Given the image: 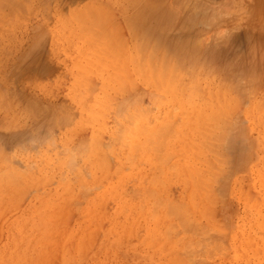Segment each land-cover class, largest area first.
<instances>
[{"label": "rangeland", "instance_id": "1", "mask_svg": "<svg viewBox=\"0 0 264 264\" xmlns=\"http://www.w3.org/2000/svg\"><path fill=\"white\" fill-rule=\"evenodd\" d=\"M148 1L0 0V264H264V0ZM151 7L162 11L157 26ZM94 21L115 36L106 49L89 38ZM135 51L150 52V66L138 58L149 69L165 62L163 84ZM188 64L207 69L205 109L158 87L170 65V84L182 73L176 87L190 84ZM160 92L170 97L163 107ZM138 108L147 121L165 117L181 142L147 154L123 146Z\"/></svg>", "mask_w": 264, "mask_h": 264}, {"label": "bare ground", "instance_id": "2", "mask_svg": "<svg viewBox=\"0 0 264 264\" xmlns=\"http://www.w3.org/2000/svg\"><path fill=\"white\" fill-rule=\"evenodd\" d=\"M130 1H132V2H130V4L131 3H133V1L134 0H130ZM148 1V0H147ZM152 1V0H151ZM162 1V0H161ZM126 2V1H125ZM129 2V1H128ZM218 2V1H217ZM143 3V2H142ZM148 3H149V1H148ZM211 3V2H210ZM139 4V3H138ZM170 4V3H169ZM172 4V3H171ZM121 5H122V3H121ZM153 5V4H152ZM158 5V4H157ZM174 6V5H173ZM110 7V6H109ZM129 7V6H128ZM170 7H171V5H170ZM175 8V7H174ZM210 8V7H209ZM225 8V7H224ZM148 9V8H147ZM146 9V10H147ZM112 10V12H113V8L111 9ZM111 10H109V11H111ZM141 11H143V9L141 10ZM173 11H174V9H173ZM162 11L161 10H155V9H153V7H151L150 9H149V14L148 15H150V18H152V21H154L153 23H155L154 25H158L159 23H160V20H161V13ZM139 13H140V11H139ZM145 14H146V12H144ZM204 13V12H203ZM112 14V13H111ZM111 14H110V16H111ZM114 14V13H113ZM205 15V14H204ZM209 15V14H208ZM89 16H91V15H89ZM97 16V15H96ZM106 16V15H105ZM110 16H108L109 18H110ZM212 16V15H211ZM83 17H84V15H83ZM83 17H82V19H83ZM93 17H95L94 15H92V18ZM104 17V16H103ZM102 17V18H103ZM113 17V16H112ZM126 17V16H125ZM137 17H138V15H137ZM202 17V16H201ZM86 18V17H85ZM84 18V19H85ZM88 18H90V17H88ZM142 18V17H141ZM147 18V17H146ZM209 18V17H208ZM84 19H83V21H84ZM87 19V18H86ZM91 19V18H90ZM96 19V18H95ZM107 19V18H106ZM212 19H213V17H212ZM101 20V19H100ZM104 20H105V18H104ZM131 20V19H130ZM134 20V19H133ZM86 21V20H85ZM84 21V23H86ZM96 21H98L99 22V20H96ZM103 21V20H102ZM110 21V20H109ZM87 22H89V21H87ZM91 22V21H90ZM97 22V23H98ZM105 22V21H104ZM132 22V21H131ZM130 22V23H131ZM135 22H136V20H135ZM6 23V22H5ZM110 23V22H109ZM108 23V24H109ZM134 23V22H133ZM99 24V23H98ZM96 25V22L94 21V27H96V26H99V25ZM113 24V23H112ZM111 24V25H112ZM114 24H116V23H114ZM126 24V23H125ZM83 25V26H82ZM80 24V28L79 29H81L82 27H83V29H81L80 31H82L83 32V35H84V33H87V31L89 30V28L91 27V31H90V34H91V32H92V34H91V36L94 34V32H96V30H98L97 32H96V35H93L92 37H89L90 36V34H89V32L87 33V35L89 34V38H94L95 36H98V35H100L99 37L100 38H98V40H97V42L99 41L100 42V46H104L108 41L106 40L105 41V38L104 37H107L108 39L109 38H111V36L113 37V35H110V37H108V35H109V31L107 32L108 34H106V36H104L103 34H105V33H101V29L104 27V25H103V23H102V25H103V27L101 26V24H100V27H101V29H99L100 27H98V29H97V27H96V30H94L95 28L93 27V29H92V26H90L88 29H87V27L88 26H84V24ZM96 25V26H95ZM131 25V24H130ZM134 25V24H133ZM143 25V24H142ZM79 26V25H78ZM82 26V27H81ZM156 26H152V28H155ZM84 27H85V29L87 30H84ZM106 27V26H105ZM127 27V26H126ZM150 27V26H149ZM162 27V26H161ZM116 28H117V26H116ZM128 28V27H127ZM130 28V27H129ZM144 28H146V27H144ZM79 29H77L78 31H79ZM109 28H107L106 30H108ZM111 29V28H110ZM113 29H114V25H113ZM84 30V31H83ZM103 30V29H102ZM105 29L103 30V31H106ZM112 30V29H111ZM110 30V31H111ZM117 30V29H116ZM139 30H141V29H139ZM139 30H137V31H139ZM144 30V29H143ZM100 31V32H99ZM130 31H131V29H130ZM133 31V30H132ZM82 32H81V35H82ZM112 32V31H111ZM113 32H115L114 30H113ZM134 32V31H133ZM136 32V31H135ZM102 35H101V34ZM131 33V32H130ZM139 33V32H138ZM137 33V34H138ZM163 33V32H162ZM79 34V33H78ZM112 34H114V33H112ZM135 34V33H134ZM80 35V36H81ZM82 35V36H83ZM86 35V34H85ZM116 35V34H115ZM103 36V37H102ZM136 36V35H135ZM140 36V35H139ZM85 38H87L88 39V37L87 36H84ZM115 37V36H114ZM113 37V38H114ZM96 38V37H95ZM103 38V39H102ZM113 38H111V39H113ZM221 38V37H220ZM87 39H85V41L87 40ZM99 39H101V40H99ZM116 39V38H115ZM136 39V38H135ZM198 38H196V40H197ZM92 40V39H91ZM91 40H90V42L88 41V43H87V41H86V44H88V47L89 48H91L92 47V44L94 45V46H96V45H98V43H96V41H95V39H93L92 40V42L93 41H95L94 43H92L91 44ZM140 40H141V38H140ZM194 40V39H193ZM110 41V40H109ZM119 41V40H118ZM132 41V40H131ZM136 42L138 41V38L135 40ZM146 41V40H145ZM113 42V41H112ZM111 42V43H112ZM122 42V41H121ZM139 42V41H138ZM198 41H196L195 43L198 45L199 44V47H200V43L198 42ZM101 43H103V45H101ZM105 43V44H104ZM132 42H130V44H131ZM140 43V42H139ZM142 43V42H141ZM144 43V42H143ZM151 43H152V41H151ZM194 43V42H193ZM91 44V45H90ZM110 43L108 42V44H106L107 46L109 45ZM132 44H135V42H133ZM82 45V44H81ZM104 46L103 48L104 49H106L105 47H107V46ZM138 45V44H137ZM87 46V45H86ZM112 46V45H111ZM111 46H109V47H111ZM131 46V45H130ZM143 46L144 45H141V47H142V49H140L139 48V51H143ZM156 46V45H155ZM158 46V45H157ZM196 46V45H195ZM87 47V48H88ZM127 47V46H126ZM135 47V46H134ZM136 47H138V46H136ZM139 47H140V45H139ZM145 47V46H144ZM150 47V46H149ZM173 47V46H172ZM108 48V47H107ZM124 48V47H123ZM148 48V47H147ZM144 49V51L145 50H148V49ZM151 48V47H150ZM176 48V47H175ZM110 49H112V48H110ZM117 49V48H116ZM137 49V48H136ZM135 49V50H136ZM153 49V48H152ZM157 49V48H156ZM161 49H163V48H161ZM161 49H160V51H161ZM108 50V49H107ZM151 50V49H150ZM149 50V51H150ZM154 50V49H153ZM194 50H199V49H194ZM110 51H113L114 53H115V51H114V48H113V50H110ZM137 51V50H136ZM135 51V52H136ZM149 51H146V56H145V53L144 52H142V53H144L143 55H144V57L146 58L145 60H144V58H143V61L144 62H147L146 60H148L147 58L148 57H151L150 56V54H148V53H150ZM157 51H159L158 49H157ZM108 52V51H107ZM117 52V51H116ZM154 52V51H153ZM73 53V52H72ZM108 53H110V52H108ZM107 53V54H108ZM112 53V52H111ZM151 53H152V51H151ZM155 53H156V51L153 53L154 55H155ZM162 53V52H161ZM161 53L159 54V55H157L158 57L161 55ZM165 53V52H164ZM201 53V52H200ZM123 54V53H122ZM137 54V55H136ZM140 54H141V52H139V56H140ZM178 54V53H177ZM186 54V53H185ZM193 54H195V52L193 53ZM197 54V53H196ZM212 54V53H211ZM116 55H118V54H116ZM135 55H136V58H137V60H138V58H141V56H143V55H141L140 57L138 56V53L136 52L135 53ZM149 55V56H148ZM191 55V54H190ZM210 55V54H209ZM109 56H110V54H109ZM119 56V55H118ZM121 56V55H120ZM119 56V57H120ZM138 56V57H137ZM165 56L166 55H164V58H165ZM99 57V56H98ZM111 57L113 58V56L111 55ZM117 57V56H116ZM124 57V56H123ZM122 57V58H123ZM126 57V56H125ZM180 57V56H179ZM192 57H194V58H192V62H193V59H195V56L194 55H192ZM101 58V57H100ZM103 58V57H102ZM155 58V57H154ZM169 58V57H168ZM191 57L189 56V59H190ZM197 58V57H196ZM80 59V58H79ZM105 58H103L102 60H104ZM118 59V58H117ZM120 59H121V57H120ZM101 60V59H100ZM119 60V59H118ZM123 60V59H122ZM122 60H121V63H122ZM153 60V59H152ZM157 60H159V59H157ZM160 60H161V58H160ZM176 60V59H175ZM175 60H171L170 62H174ZM191 60V59H190ZM190 60H188V61H190ZM200 60V59H199ZM208 60V59H207ZM78 61V60H77ZM120 61V60H119ZM138 61H140L141 62V59L140 60H138ZM169 61V60H168ZM205 61V60H204ZM117 61H115V63H116ZM144 62H141V64L142 63H144ZM155 63V61H152V64L154 65V63ZM169 62V63H170ZM177 62V61H176ZM183 62V60L181 61V63ZM186 62H187V59H186ZM186 62L184 63V64H186ZM191 62V61H190ZM107 63H109V62H107ZM148 63V62H147ZM158 63V62H157ZM156 63V64H157ZM165 64V62L164 61H162V63H160V65L161 64ZM166 63H168L167 61H166ZM194 63V62H193ZM191 64V65H194V64ZM198 63V62H197ZM163 64V65H164ZM183 64V65H184ZM202 64V63H201ZM201 64L197 67V65L195 66V68L197 67L198 68V70L200 69H203L202 68V66H201ZM204 64V63H203ZM206 64V63H205ZM108 65V64H107ZM115 65V64H114ZM148 65H149V63H148ZM153 65L151 66L152 67V71L150 72V70H151V67H150V69H149V67L147 66V64L146 63H144L143 64V66L144 67H142V69L144 68V70H145V68H147L146 70L149 72V73H151V75L153 76V78L155 79V81L156 82H158V81H160L161 82V84H163L162 82H163V76H162V78L160 79V77H161V75H162V73H164L163 72V68L161 69L160 67V65H156L155 67H156V69H154L153 68ZM167 65V64H166ZM176 65V64H175ZM178 65V64H177ZM191 65L190 64H188V65H186V68H188V66H189V73H190V70H191V68H193V66L191 67ZM84 66V65H83ZM118 66V65H117ZM128 66V65H127ZM142 66V65H141ZM147 66V67H146ZM150 66V65H149ZM172 66H173V64H172ZM206 66V65H205ZM209 66V65H208ZM173 67H175V66H173ZM191 67V68H190ZM201 67V68H200ZM212 67V66H211ZM211 67H209V68H211ZM214 67V66H213ZM165 68H166V66H165ZM168 69V71L165 73L166 75V77L165 78H167L166 80H164V84L166 85L165 86V88H163L162 89V87L164 86H162V85H159L158 87H160L161 88V91H164V93H167L170 97L172 96V99L174 98V97H177V98H180L179 96H180V93L181 94H183V95H181V96H183L184 98H187L186 96H191V98H193V97H195V98H193L192 100L193 101H191L190 100V98H188V99H184V98H182L181 100L182 101H185L184 103H185V105L183 104V108H186L187 106V104H188V106H192L193 107V105L194 106H197V102H194V99H197L198 97H199V101L201 102L202 100L204 101L202 104L201 103H198V105L199 104H201L202 106H203V104H204V106H203V108L205 107V105L207 106V104H206V101L204 100V95H206L205 93H207L208 92V94L210 93H212L213 92V86H211V82H209L208 80V84H206L205 83V75H207L206 73H204L205 71H207V69H205V71L203 72L202 70L199 72L198 70H197V68L194 70V72L196 71H198L200 74H201V72L203 73V75L201 74V76L203 77V79L202 80H204L203 82V84H201V76H200V78L198 77L199 75L197 74L196 76H194L195 75V73L194 72H191L190 73V76H191V74H193V76L196 78V79H199L198 80V82L197 83H191V80L193 79H191V78H188V77H190V76H188V77H186V75H187V73H184L185 74V77L189 80V82H190V84H185V85H181L180 87H179V85H178V87L179 88H177L176 86H177V82H179V81H177L176 82V80H178V79H180V78H178V76L180 77V75L181 74H179V73H177V71L175 72V74L177 75V74H179L178 76H176L175 77V81H173V83L174 84H176V85H174V84H170L171 82H170V78H172V77H170V76H172V72H173V70L174 69H176V68H174V69H171V65L169 66V67H167ZM186 68H185V70H184V72L186 71ZM208 68V67H207ZM125 69V68H124ZM183 69V68H182ZM181 69V70H182ZM145 70V71H146ZM164 70H166V69H164ZM210 70V69H209ZM214 70V69H213ZM243 70V69H242ZM80 72V71H79ZM139 73H141L140 72V69H139V71H138ZM148 72H147V75H148V77L150 76V74H148ZM162 72V73H161ZM103 73V72H102ZM145 73V72H144ZM181 73H182V71H181ZM175 74H173V76L175 75ZM130 75V74H129ZM143 75H145V74H143ZM143 75H141V76H143ZM234 75V74H233ZM121 76V75H120ZM131 76V75H130ZM139 77H140V75H138ZM182 77H183V73H182V75H181ZM192 76V77H193ZM259 76V75H258ZM118 77V76H117ZM128 77V76H127ZM144 77V79H145V81H146V79L148 80V79H150V78H152L151 76H150V78H148V77H146V75L145 76H143ZM146 77V78H145ZM182 77H181V79H182ZM95 78V77H94ZM164 78V79H165ZM186 78H184L183 80H181L182 81V83L183 82H185L184 80H187ZM195 78H194V81L196 82L197 80H195ZM87 79H89V78H87ZM98 79V78H97ZM112 80L111 82H112V84H113V82L115 83L116 81V79H113V78H109L108 80ZM142 80H143V78H141ZM154 79H150V80H148L149 81V83H150V81L152 80L153 82H155L154 81ZM174 79V78H173ZM207 79H210V78H207ZM249 79V78H248ZM114 80V81H113ZM140 80V79H139ZM221 80V79H220ZM105 81V80H104ZM103 81V82H104ZM141 81V80H140ZM144 80L143 81H141V82H145ZM148 81H146L147 83H148ZM151 81V82H152ZM172 81V80H171ZM181 81H180V83H181ZM193 81V82H194ZM106 82V81H105ZM111 82H110V84H111ZM135 82V81H134ZM145 82V83H146ZM159 82V83H160ZM176 82V83H175ZM188 82V81H187ZM188 82V83H189ZM222 83H223V80L221 81ZM220 82V83H221ZM40 83V82H39ZM122 83V82H121ZM125 83V82H124ZM131 83V82H130ZM133 83V82H132ZM148 83V85H149V87H150V84ZM181 83V84H182ZM233 83V82H232ZM231 83V86L233 85ZM91 83L89 82V85H90ZM107 84H109L108 82H106V85ZM109 84V85H110ZM123 84V83H122ZM128 84V83H127ZM152 84V83H151ZM157 84V83H156ZM156 84H153V87L155 86L156 88H155V91H156V89H157V86H156ZM179 84V83H178ZM213 84V83H212ZM217 84V83H216ZM226 84H228V83H226ZM225 84V85H226ZM106 85H104V86H106ZM124 85H126V84H124ZM123 85V86H124ZM148 85H145V88H146V86H148ZM158 85V84H157ZM170 85H172V86H170ZM108 86V85H107ZM129 86V85H128ZM132 86V85H131ZM222 86V84H220V86H218V88L219 87H221ZM230 86V87H231ZM239 86V85H238ZM113 87H114V84H113ZM125 87H127V86H125ZM151 87H152V85H151ZM152 87V88H153ZM236 87V86H235ZM44 88V87H43ZM46 88V87H45ZM92 88V87H91ZM99 88V87H98ZM97 88V89H98ZM110 88H111V90H114V89H112V87H111V85H110ZM129 88V87H128ZM160 88H158V89H160ZM218 88H216L215 89V92H217V90H218ZM224 88V87H223ZM125 89V88H124ZM147 89H148V87H147ZM157 89V90H158ZM232 89V88H231ZM234 89V88H233ZM93 90V89H92ZM138 90H140V88L138 89ZM148 90H151V88L150 89H148ZM179 90L181 91V92H179ZM94 91V90H93ZM107 91H109V90H107ZM115 91V90H114ZM141 91H142V88H141ZM152 91V90H151ZM151 91H149L150 93H151ZM185 91V93H183ZM207 91V92H206ZM220 91V90H219ZM104 93H105V91H103ZM110 92V91H109ZM124 92H125V90H124ZM144 92H145V90H144ZM153 92H154V88H153ZM152 92V93H153ZM187 92V93H186ZM205 92V93H204ZM252 92V91H251ZM115 93V92H114ZM150 93H148L147 92V94H150ZM162 92H160L159 94H161ZM220 93V92H219ZM106 94V93H105ZM127 94V93H126ZM139 94V93H138ZM146 94V93H145ZM155 94H157V93H155ZM167 94H161L158 98H156L155 99V97H154V95H152L151 96V99H153V97H154V103H156V106H159V105H161L162 107H163V105H165L166 104V102L165 101H168L169 99H170V97L169 96H167ZM226 94V93H225ZM238 94V93H237ZM112 95V94H111ZM135 95H137V93L135 94ZM177 95V96H176ZM179 95V96H178ZM186 95V96H185ZM230 95V94H229ZM165 96H167V97H169V98H166ZM226 96V95H225ZM228 96V95H227ZM137 97V96H136ZM150 97V96H149ZM165 97V98H164ZM201 97H202V99H201ZM134 98V97H133ZM240 98V97H239ZM85 99V98H84ZM164 99H166L165 101H163ZM168 99V100H167ZM88 100V99H87ZM150 100V99H149ZM179 101L178 103L179 104H177V106H179V107H181V105L180 104H182L183 102L182 101ZM197 100V101H198ZM223 99H221V101H222ZM134 101H135V99H134ZM174 101V100H173ZM177 101V100H176ZM176 101H174V102H176ZM196 101V100H195ZM198 101V102H199ZM220 101V102H221ZM238 101V100H237ZM129 102V101H128ZM127 102V103H128ZM152 102H153V100H152ZM172 102V101H171ZM181 102V103H180ZM258 102V101H257ZM264 102V101H263ZM191 103V104H190ZM196 105H195V104ZM230 103V102H229ZM67 104V103H66ZM110 104V103H109ZM122 104H125V101H124V103H122ZM131 104H132V102H131ZM142 104H143V102H142ZM147 104V103H146ZM168 104V103H167ZM174 104V103H173ZM176 104V103H175ZM174 104V105H175ZM221 104H223V103H221ZM115 105V104H114ZM154 105V104H153ZM226 105V104H225ZM233 104H231V106H232ZM57 106V105H56ZM127 106V105H126ZM130 106V105H129ZM132 106V105H131ZM146 106V105H145ZM147 106H148V104H147ZM152 106V105H151ZM169 106V105H168ZM184 106H186V107H184ZM190 106V107H191ZM202 106L200 107V108H202ZM209 106H210V104H209ZM213 106V105H212ZM227 106V105H226ZM230 106V107H231ZM236 106V105H235ZM174 107V106H173ZM190 107H188V108H190ZM198 108H199V106H197ZM194 108V109H198V108ZM214 107V106H213ZM57 108V107H56ZM110 108V107H109ZM112 108H113V106H112ZM117 108V107H116ZM118 108H119V106H118ZM127 108V107H126ZM182 108V107H181ZM187 108V109H188ZM202 108V109H203ZM220 108V107H219ZM124 109H125V107H124ZM205 109V108H204ZM203 109V110H204ZM254 109V108H253ZM149 110V109H148ZM172 110V109H171ZM11 111V110H10ZM126 111V110H125ZM184 111H186V110H184ZM20 112V111H19ZM25 112V111H24ZM119 112V111H118ZM159 112H161V111H159ZM203 112V111H202ZM201 112V113H202ZM221 112V111H220ZM60 113V112H59ZM144 113V112H143ZM157 113H158V111H157ZM206 113H207V111H206ZM237 114V113H236ZM157 115V114H156ZM221 115H222V113H221ZM27 116V115H26ZM129 116V115H128ZM127 116V118L129 119V117ZM130 117H131V119L130 120H127L126 122H124L123 124H124V127H125V133H124V137H125V140H124V144H123V146H125V145H127L128 147V149L131 151V150H133L134 148H136L137 149V152L138 153H142L143 151L144 152H146L147 151V147H149V148H153V150L154 151H158V149L159 148H161L162 147V144H165V145H170L171 143H173V142H175L176 140V135H174L175 133H173L172 134V132H170V131H168V130H166V127L165 128H163V126L165 125V123L166 122H168V120L164 117V118H161V119H159V117H158V120H155V121H153V122H151L152 120H153V118H152V120L149 122V121H147L146 120V117H145V115H143L142 113H141V111H140V109L138 108L137 109V111H136V113H134L133 115L131 114L130 115ZM205 117V116H204ZM227 117V116H226ZM74 118V117H73ZM149 118V117H148ZM214 118V117H213ZM231 118V117H230ZM65 119H67L66 117H65ZM156 119H157V117H156ZM64 120V119H63ZM205 120V119H204ZM217 120V119H216ZM225 120V119H224ZM224 120L222 121V122H224ZM125 121V120H124ZM221 121V120H220ZM220 121H217V122H219L220 123ZM156 122V123H155ZM205 122H207L206 120H205ZM202 123H204V122H202ZM116 124H117V121H116ZM192 124V123H191ZM205 124V123H204ZM202 125V126H205V125ZM241 124V123H240ZM119 125V124H118ZM198 125V124H197ZM211 126H212V124H210ZM220 124H217V126H219ZM120 126V125H119ZM174 127V126H173ZM118 128V127H117ZM169 128V127H168ZM167 128V129H168ZM204 128V127H203ZM226 128V127H225ZM86 130V129H85ZM184 130V129H183ZM230 130V129H229ZM51 131V130H50ZM49 131V132H50ZM118 131V130H117ZM195 131V130H194ZM203 131V130H202ZM207 131V130H206ZM209 131V130H208ZM225 131V130H224ZM227 131V130H226ZM119 132L120 131H118V135H121V133L119 134ZM229 132V131H228ZM113 133V132H112ZM114 133H115V138L117 137H119V136H117V134H116V132L114 131ZM51 134V133H50ZM203 135H205V133L203 134ZM211 135H214L213 133L211 134ZM109 136V135H108ZM195 136H196V133H195ZM231 136V135H230ZM238 136V135H237ZM112 137H114V135H112ZM207 137V136H206ZM210 137V136H209ZM208 137V138H209ZM89 138V137H88ZM87 138V139H88ZM197 138V137H196ZM218 138V137H217ZM229 138H231V137H229ZM53 139V138H52ZM77 140H78V138H76ZM109 139V138H108ZM113 139V138H112ZM209 139H212V138H209ZM89 140V139H88ZM101 139H99V141H100ZM172 140H173V142H172ZM199 140V139H198ZM201 140V139H200ZM218 140V139H217ZM81 140H79V142H80ZM161 141V142H160ZM178 141H180V140H177L176 142H178ZM206 141V140H205ZM78 142V141H77ZM113 142V141H112ZM181 142V141H180ZM202 142V141H201ZM212 142V141H211ZM225 142V141H224ZM86 143V142H85ZM107 143H108V141H107ZM155 143V144H154ZM203 143V142H202ZM92 144V143H91ZM114 144V143H113ZM205 145H206V143H204ZM112 145V144H111ZM184 145H186L185 143H184ZM74 146V145H73ZM78 146V145H77ZM76 146V147H77ZM85 146V145H84ZM86 146H88V143H87V145ZM92 147H94V145H91ZM107 146H109V144L107 145ZM194 146V145H193ZM57 147H58V145H57ZM80 147V146H79ZM106 147V146H105ZM213 147V146H212ZM71 148V147H70ZM87 148V147H86ZM104 148V147H103ZM30 149V148H29ZM65 149V148H64ZM74 149V148H73ZM100 149V148H99ZM102 149V148H101ZM106 149V148H105ZM126 148L124 147V149L123 150H125ZM75 150V149H74ZM79 150V149H78ZM85 150V149H84ZM88 150V149H87ZM90 150V149H89ZM89 150L87 151V152H89ZM103 150V149H102ZM23 151V150H22ZM49 151V150H48ZM47 151V152H48ZM66 151V150H65ZM92 151H93V149H92ZM100 151V150H99ZM109 151V150H108ZM191 151V150H190ZM206 151V150H205ZM213 151V150H212ZM220 151H222V150H220ZM75 152V151H74ZM77 152H79V151H76V153ZM85 152H86V150H85ZM105 152V151H104ZM124 151H122V153H123ZM15 153V152H14ZM91 153H93V152H91ZM134 153H136V152H134ZM155 153V152H154ZM207 153V152H206ZM216 153V152H215ZM24 154V153H23ZM22 154V155H23ZM53 154V153H52ZM61 154V153H60ZM71 154V153H70ZM82 154H84L83 152H82ZM133 154V153H132ZM146 154H147V152H146ZM145 154V155H146ZM151 154H152V151H151ZM150 153H149V155H151ZM159 154V153H158ZM203 154V153H202ZM88 156H89V153L87 154ZM87 155H86V157H87ZM128 155V154H127ZM136 155H138L137 153H136ZM206 155V154H205ZM221 155H222V153H221ZM33 156V155H32ZM71 156H73V155H71ZM75 156V155H74ZM77 157H78V155H76ZM90 156H91V154H90ZM154 156V155H153ZM59 157V156H58ZM79 157H80V155H79ZM91 157H93V156H91ZM99 157V156H98ZM105 157V156H104ZM134 157V156H133ZM143 157H144V155H143ZM154 158V157H153ZM90 159V158H89ZM96 159H98V158H96ZM141 159V158H140ZM164 159V158H163ZM205 159H207V158H205ZM92 160V159H91ZM90 160V161H91ZM126 160H127V158H126ZM207 160H209V159H207ZM217 160H219V159H217ZM42 161V160H41ZM94 161V160H93ZM124 161V160H123ZM156 161V160H155ZM224 161V160H223ZM84 162V161H83ZM89 162V161H88ZM87 162V163H88ZM38 163V162H37ZM41 163V162H40ZM91 163V162H90ZM114 163V162H113ZM212 163H215V162H212ZM83 164V163H82ZM86 164V163H85ZM93 164V163H92ZM139 164V163H138ZM164 164V163H163ZM202 164V163H201ZM32 165V164H31ZM75 165V164H74ZM13 167V166H12ZM32 167V166H31ZM46 167V166H45ZM50 167V166H49ZM83 167V166H82ZM87 167V166H86ZM94 167V166H93ZM190 167H192V166H190ZM204 167H205V165H204ZM78 168V167H77ZM199 168V167H198ZM87 169V168H86ZM95 169V168H94ZM99 169V168H98ZM184 169V168H183ZM72 170H73V168H72ZM84 170V169H83ZM176 170V169H175ZM87 171H89V170H87ZM119 171H120V169H119ZM154 171V170H153ZM182 171V170H181ZM202 171H203V169H202ZM201 171V172H202ZM28 172V171H27ZM33 172V171H32ZM63 172V171H62ZM73 172V171H72ZM75 172V171H74ZM92 172V171H91ZM96 172V171H95ZM169 172V171H168ZM193 172V171H192ZM205 172V171H204ZM203 172V173H204ZM210 172V171H209ZM170 173V172H169ZM172 173V172H171ZM186 173V172H185ZM215 173V172H214ZM54 174H55V172H54ZM74 174V173H73ZM96 174V173H95ZM102 174V173H101ZM110 174V173H109ZM175 174V173H174ZM189 174H191V173H189ZM193 174V173H192ZM32 175V174H31ZM49 175V174H48ZM80 175V174H79ZM97 175V174H96ZM185 175V174H184ZM187 175V174H186ZM196 175H197V173H196ZM201 175H202V173H201ZM200 175V176H201ZM204 175H205V173H204ZM50 176V175H49ZM77 176V175H76ZM80 176H82V175H80ZM79 176V177H80ZM100 176V175H99ZM180 176V175H179ZM189 176H191V175H189ZM198 176H199V174H198ZM206 176V175H205ZM204 176V177H205ZM32 177H33V175H32ZM36 177V176H35ZM48 177V176H47ZM67 177V176H66ZM167 177V176H166ZM185 177H187V176H185ZM195 177H197V176H195ZM214 177V176H213ZM216 177H218V176H216ZM41 178H42V176H41ZM63 178V177H62ZM74 178V177H73ZM77 178V177H76ZM103 178V177H102ZM147 178V177H146ZM145 178V179H146ZM174 178V177H173ZM199 178V177H198ZM71 179V178H70ZM91 179V178H90ZM170 179H171V177H170ZM170 179H168V180H170ZM181 179V178H180ZM211 179V178H210ZM38 180V179H37ZM42 180V179H41ZM40 180V181H41ZM63 180H66V179H63ZM79 180V179H78ZM95 180H96V178H95ZM186 180H188V179H186ZM189 180H190V177H189ZM203 180V179H202ZM212 180V179H211ZM76 181V180H75ZM81 181V180H80ZM197 181V180H196ZM199 181V180H198ZM19 182V181H18ZM39 182V181H38ZM61 182V181H60ZM64 182V181H63ZM85 183H86V181H84ZM172 182V181H171ZM186 182V181H185ZM193 182V181H192ZM62 183V182H61ZM66 183H68V182H66ZM21 184H23V183H21ZM72 184V183H71ZM192 184H194V183H192ZM196 184V183H195ZM209 184V183H208ZM207 184V185H208ZM35 185V184H34ZM43 185V184H42ZM45 185V184H44ZM124 185V184H123ZM172 185V184H171ZM203 185V184H202ZM80 186V185H79ZM81 186H83V185H81ZM100 186V185H99ZM211 186V185H210ZM59 187V186H58ZM68 187V186H67ZM90 187V186H89ZM200 187V186H199ZM86 188V187H85ZM88 188V187H87ZM166 188V187H165ZM204 188V187H203ZM90 189V188H89ZM118 189V188H117ZM149 189V188H148ZM69 190V189H68ZM86 190V189H85ZM150 190V189H149ZM88 191V190H87ZM186 191V190H185ZM42 192V191H41ZM122 193V192H121ZM134 193V192H133ZM149 193V192H148ZM81 194V193H80ZM207 194V193H206ZM205 194V195H206ZM105 195V194H104ZM167 195V194H166ZM200 195V194H199ZM218 195V194H217ZM206 196H208V195H206ZM212 197H213V195H212ZM103 198H105V197H103ZM206 198V197H205ZM204 198V199H205ZM214 198V197H213ZM167 199V198H166ZM173 199H175V198H173ZM221 199V198H220ZM172 200V199H171ZM171 200H170V202H171ZM206 200V199H205ZM185 202V201H184ZM184 202H180V204L179 205H181V204H183L182 206H184ZM158 204V203H157ZM175 204H176V202H175ZM168 205V204H167ZM178 205V206H179ZM72 207V206H71ZM176 208V207H175ZM186 209V208H185ZM200 210V209H199ZM189 212V211H188ZM191 212V211H190ZM189 212V213H190ZM187 214V213H186ZM177 215H179V216H181L180 214H177ZM171 216V215H170ZM178 217V216H177ZM182 217V216H181ZM180 217V218H181ZM195 217V216H194ZM166 218H168V217H166ZM178 219V218H177ZM179 221V220H178ZM162 222H164V221H162ZM169 222V221H168ZM174 225V224H173ZM193 226V225H192ZM203 227V226H202ZM192 228V227H191ZM190 228V229H191ZM160 230H162V229H160ZM181 230H183V229H181ZM195 230V229H194ZM212 230V229H211ZM170 231V230H169ZM172 231V230H171ZM178 231H179V229H178ZM183 232V231H182ZM190 232V231H189ZM161 234V233H160ZM174 234V233H173ZM187 234V233H186ZM209 234V233H208ZM203 236H204V234H203ZM206 237V236H205ZM134 238V237H133ZM163 239V238H162ZM219 239V238H218ZM222 240V239H221ZM186 241H187V239H186ZM184 243V242H183ZM193 243V242H192ZM201 243H203V242H201ZM175 247V246H174ZM202 247V246H201ZM194 248V247H193ZM187 249H189V248H187ZM201 250V249H200ZM185 252V251H184ZM211 252V251H210ZM206 253V252H205ZM181 256V255H180ZM190 257V256H189Z\"/></svg>", "mask_w": 264, "mask_h": 264}]
</instances>
